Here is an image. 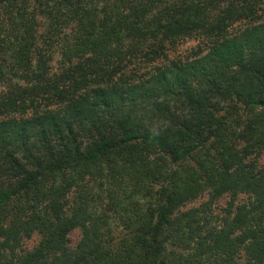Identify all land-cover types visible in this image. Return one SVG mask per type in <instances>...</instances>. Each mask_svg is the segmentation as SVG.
<instances>
[{
	"label": "trees",
	"instance_id": "1",
	"mask_svg": "<svg viewBox=\"0 0 264 264\" xmlns=\"http://www.w3.org/2000/svg\"><path fill=\"white\" fill-rule=\"evenodd\" d=\"M262 1L0 0V264H264Z\"/></svg>",
	"mask_w": 264,
	"mask_h": 264
},
{
	"label": "rangeland",
	"instance_id": "2",
	"mask_svg": "<svg viewBox=\"0 0 264 264\" xmlns=\"http://www.w3.org/2000/svg\"><path fill=\"white\" fill-rule=\"evenodd\" d=\"M259 12H264V0L260 3L258 7ZM198 45H202V39L201 35L195 34L191 35L189 37H185L184 39L180 40L175 45L167 48V59H173V58H179L183 59L186 55L190 54L191 51L195 48H197ZM167 59H161L159 60V64H165L168 62ZM149 67V66H148ZM260 160L262 163H264V150L261 153ZM243 200L245 199V196H240ZM68 198H72V194H69ZM208 199V193L204 192L200 196H198L196 199L189 201L186 204V207L194 206L199 203H202ZM229 197L224 195L220 197L219 199L215 200L213 204L211 205V208L213 212L222 211L225 203H227ZM80 236V230L74 229L71 231L68 235L69 238V246L74 247L77 243ZM39 240V235L34 234L29 238H25L22 242V249L29 250L33 246L37 244Z\"/></svg>",
	"mask_w": 264,
	"mask_h": 264
}]
</instances>
